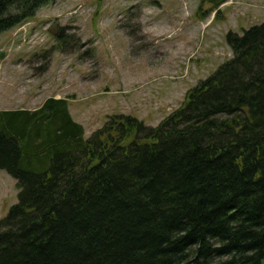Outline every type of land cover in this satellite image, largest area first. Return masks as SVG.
<instances>
[{"label":"trees","instance_id":"obj_1","mask_svg":"<svg viewBox=\"0 0 264 264\" xmlns=\"http://www.w3.org/2000/svg\"><path fill=\"white\" fill-rule=\"evenodd\" d=\"M54 1L0 0V36ZM226 40L157 126L116 115L86 139L67 99L0 111L19 189L0 264H264V23Z\"/></svg>","mask_w":264,"mask_h":264},{"label":"rangeland","instance_id":"obj_2","mask_svg":"<svg viewBox=\"0 0 264 264\" xmlns=\"http://www.w3.org/2000/svg\"><path fill=\"white\" fill-rule=\"evenodd\" d=\"M263 23L264 0L54 1L0 36V111L67 99L86 139L116 115L157 126L232 58L228 33ZM6 178L0 219L18 202Z\"/></svg>","mask_w":264,"mask_h":264},{"label":"crops","instance_id":"obj_3","mask_svg":"<svg viewBox=\"0 0 264 264\" xmlns=\"http://www.w3.org/2000/svg\"><path fill=\"white\" fill-rule=\"evenodd\" d=\"M7 61H8V59H3V63H5L4 65L7 64ZM4 65H3V66H4ZM6 176H7V173H6L5 171H1V170H0V179L4 180V181H2V183H4V182L7 181Z\"/></svg>","mask_w":264,"mask_h":264}]
</instances>
